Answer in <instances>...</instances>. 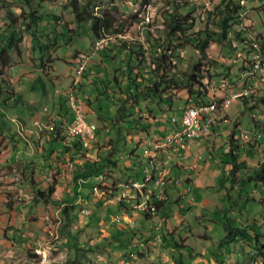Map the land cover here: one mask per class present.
<instances>
[{"label":"rangeland","instance_id":"374dc122","mask_svg":"<svg viewBox=\"0 0 264 264\" xmlns=\"http://www.w3.org/2000/svg\"><path fill=\"white\" fill-rule=\"evenodd\" d=\"M167 1L168 0H78L79 4L86 3L87 10L89 11H106L118 19L129 18L135 15L136 19H134V22L127 26L125 32L128 35H126L124 39L127 41H133L134 39L143 41L145 42L144 46L146 45L145 30L149 29L152 36H156V29L159 28L157 18H159L161 11L166 9ZM210 1L211 0H181L182 3H189L188 5L182 6L181 11L185 12L190 10L189 13L195 18L193 28H197L199 25L198 16L205 18V9L210 6ZM246 1L247 8H245L244 12L246 14L245 22L252 23L254 26H259L262 23L258 20L259 17L256 10L250 7V3L253 1L254 4H258L262 0ZM43 6L48 11L55 12L57 15L58 19L55 25L57 28L65 24L69 31L67 34L65 32L67 29L63 26L62 30L66 35L59 34V32L54 30L53 24L46 23L48 20L44 17L43 22L37 25L39 29V38L43 40L45 39V35H48L53 38L56 46L48 47L47 52H41L40 56L38 48L33 44L30 35L24 33L18 45L19 50L17 52L10 50L11 57L6 71L11 75L14 87H17V90H19L22 100L25 102L29 101L36 105L34 106V110L24 109L20 106L17 108L11 106L6 108V112L1 111L0 118L5 125L9 124L12 128L15 127V124L10 121L11 117L15 116L22 126L29 127V119L19 117L32 116L45 105L48 109L46 108L47 110L45 109V111H42L43 113H40L47 117L50 114L49 112L53 102V98L51 97L53 93L52 90H54L55 87L58 91L57 93L63 94L66 87H69V83L72 84L73 79L75 80L74 76L76 75V69L83 60L86 62L85 67L87 72H89L88 68L90 67L97 71H107L110 74L117 65L121 64L118 56L110 59L102 55L104 52L103 46L108 45L111 47L113 38L110 37L108 41L102 40L98 47L95 48L94 42L90 38L88 31L89 23H82L80 24V28H78L79 25L74 20L68 0H49L46 1ZM262 8L263 6L261 5L258 7L260 14L263 12ZM27 9V5L22 0H0V32L3 28L2 25L6 10L18 14ZM106 53L112 55L113 50L106 51ZM220 53H222L220 46L210 41L206 48L207 59L202 58L201 65L204 64L203 66L205 67L206 64H209L210 59H208V57H217L224 62V65L228 66V74L225 75L229 77L230 87H225L226 91L230 92L232 90V92L238 93L239 90L247 89L249 93V85L242 86L247 77H245V75H239L236 78V64L229 61V59L234 56L228 54V52L222 53L223 55ZM178 55L181 57L179 61L182 62L180 67L185 70L189 68L190 63L199 60V52L191 46L181 47ZM39 56L40 61L38 59ZM100 58L102 59L101 62L99 61ZM210 70L212 71L213 68ZM93 75H96V77H94L95 79L104 80L105 83L107 82V86H110L108 82L110 75H108V77H103L102 74L99 75L96 73ZM213 77L217 80L222 78L223 75L215 73ZM37 78L43 80L46 85V92L44 90L42 91L41 84ZM80 80L81 84L78 85V88L80 91L82 90V92L76 90V93L79 94L84 101L86 100L88 104V106L87 104L85 105L86 117L91 120L92 115L89 113H94L92 120L96 122L98 127V129L94 131V137H92L90 141V144L93 142L94 147H89L84 155L88 158L96 159L101 148L106 147L107 141L112 139L117 140V151H115V155H118L119 152L128 155L134 148V145H137L138 147L134 149L136 150V154L146 159L148 151H151L153 146L146 142L138 144L136 141L132 140L127 133L129 129L126 128V123H120L118 125L111 123V120L117 114L116 105L109 95L111 92H102L101 95L98 96L95 90L93 97L90 95L88 98L89 93L86 96L83 91L84 89L88 90V88H85V85H87V87L91 85L92 87L93 82H85L81 75ZM233 81H236V86H233ZM255 85H258L257 94H262L264 92L262 85L257 83ZM176 92L177 91H175L174 94ZM112 95L114 98L115 96L118 98L120 97V93L118 92H114ZM87 98L89 99V103ZM118 103L119 101L116 102V104ZM224 107L220 110L224 109ZM223 111L224 112L219 115L218 119L214 121L216 125L215 131L218 134L216 145L211 151L214 157L221 149L219 147L221 144V142H219L220 139L226 136L236 120L238 123L240 122L238 130L235 132L237 136L241 130L250 127L248 121L249 111L243 110L236 96H233L231 103L226 107V110ZM138 112L148 117L151 115L144 107L138 108ZM29 122L32 124L31 118ZM33 126H40L38 128L40 130L38 131L39 135H42V133L44 134L45 130L48 129L47 126L45 127V125L43 126L41 124H35ZM106 127H108V129H106ZM119 130L124 133V137L118 135ZM213 136L214 133L211 134L209 141L205 138L195 139L204 144V149L202 150L201 157L197 156L199 163L197 162V167L193 170L195 171L193 173L196 175L198 174V177L202 179L214 174L213 177L207 178L211 181L209 180V183L204 182V184L200 185H198L196 181L191 183V188L189 191L184 192V197H178V193L174 195V200L178 198L177 202H179L180 205H177L173 201L174 204L170 205V208L164 209L163 212H159V214L154 217L143 218V216L137 213L136 209L132 208L131 200L125 198L122 200L124 207H121V211L115 212L118 202L114 201V199L116 200V192L113 195H107L106 199L102 201L99 200L98 198L103 195V190L96 184L99 183L100 186L105 187L107 191H111L110 188L113 186L112 181H114L116 177H119L118 173L114 174L113 172L106 171L97 178H95L96 175L92 178L96 180L93 184L98 187V191L95 194L92 191L93 184L89 186V181L91 182L90 179L82 185V191L85 193L88 190V195H86L85 198H76L77 200L74 201L75 203L71 204V207L74 210L77 209V211H75L77 213L79 211L88 212V215L82 217L81 221L77 220L75 223L70 224L63 213V207L67 206V203H70V199L74 195L77 196V192L74 185L76 183H74L71 172L72 168L70 166L68 168V165L65 166L62 173L59 174L60 182L56 184V187L54 186L55 190L53 186L46 185L47 187L40 191L43 194L42 196H39L37 192L32 194V196L25 192H16L13 193V195L6 196L5 205L9 208L12 207L14 201H26L29 203L31 200L34 201V203L39 202L44 205V209H47V217L42 216V219L45 221L42 227H34V225L32 227L25 223L23 226H17L18 229L14 228L16 230H11L9 233L7 232V235L11 237L13 234L18 233V231L27 229L25 233L32 232L35 235L30 233V240H24L26 239L24 238V241H22L24 244L23 246L17 244L15 239L12 241L8 240V247L15 248L16 250L13 249L15 251L14 256H10L8 250H6V253L3 255H0V264H26L27 260L37 257L40 253H44L45 257L42 259L40 258L41 255H39L37 257L39 260H33V264H177L175 259L171 257L172 251L174 255L181 256V260L184 264H208V261L213 262L210 251L211 248L215 247L224 233L222 224L226 215L230 216L234 219V222L238 224L239 221H250L251 218L257 219L258 221L262 220L261 214L264 212L258 201L247 200L249 195L245 194L250 192V196L254 195L255 197L263 195L264 193L263 190L260 189V186H257V191L252 193L251 190L254 188L252 182L245 181V183L241 184V182L238 181L235 183V178L232 177L230 182V178L225 176L222 167L216 163L213 157L208 156V151L205 146H209ZM31 139L35 147H37L38 138L34 137ZM88 145L89 144L84 146ZM22 146L24 147V145ZM257 148L259 149H257L256 152L254 151L249 154L246 153V150H244V152L240 150L241 152H239L238 160L243 161L244 167H242L243 169L241 170L243 173H245L246 170H251L258 162L263 160V155H261L259 151L260 147ZM42 157L43 154L34 155V159L39 166L42 163ZM66 157L68 159V155ZM126 159V157L125 159H118V164L124 165ZM204 163L208 164L207 169L203 168ZM164 164L167 167H171L170 160H166ZM158 165L160 166V164ZM170 171L174 175L181 172L174 168L170 169ZM38 172L39 169H37V173ZM139 177H141V173H139ZM188 185L190 186V184ZM71 186H74V188ZM182 186L183 185L180 184L179 188H183ZM185 186L187 185H184V188ZM147 187H150V183L147 184ZM50 188L52 191H49L51 193L47 196L46 193ZM129 192H134V190L131 189ZM226 192L230 197L225 195ZM37 195L40 198L37 197ZM47 202H51L49 204L50 208L46 207ZM218 208H220V211L218 213L214 212V210ZM32 209L33 207H29L30 212ZM56 209L57 212L55 213ZM31 218H34V216ZM156 225H158L157 229L154 228ZM130 227L133 229L137 228L138 232L137 237L132 235V239L130 238V240H127V244H135L136 246L133 248L132 245L129 249H123L125 253L122 254L121 249L126 247L125 240L127 239L126 237V239L124 238V230L126 232ZM8 228L10 229V227ZM256 229L259 233L264 234V229L258 227H256ZM167 230H172L178 244H187L190 246L191 250L185 247L172 249L171 242L173 238L170 234H166L167 238L166 241H164V233H166ZM69 232H78V237L75 242H71V238L68 236ZM111 233L116 235V238L112 237ZM160 233H163L161 238L159 235ZM2 234L3 230L0 229V240H3ZM102 237L105 238V240H99V238ZM94 238H98V243L88 245V243L94 242L92 241ZM74 243L82 250V253L78 254L77 257L74 256ZM98 244L101 245L98 246ZM37 246L39 249L41 248L43 252L35 253L34 247ZM90 246L93 247L89 251L87 248H91ZM245 246L246 244L241 239L230 243L227 249L228 253L226 254L225 264H260V261L264 263V258L260 257H257L254 262H250L249 257L242 250V247ZM3 247L4 244L2 243L0 249ZM245 249H247V247H245Z\"/></svg>","mask_w":264,"mask_h":264},{"label":"trees","instance_id":"16d2710c","mask_svg":"<svg viewBox=\"0 0 264 264\" xmlns=\"http://www.w3.org/2000/svg\"><path fill=\"white\" fill-rule=\"evenodd\" d=\"M22 1L27 5L28 9L18 14L6 10L2 25L3 28L0 32V107L4 112H6V108L11 106L14 108L20 106L28 110L35 109L34 105L22 100L21 94L14 88L11 75L6 71L11 57L10 50L15 52L19 50L18 45L24 33L30 35L33 44L38 48L40 56L41 52H47L48 47L56 46L53 38L48 35H45V39L43 40L39 38V29L37 25L43 22L44 17L48 20L46 23L53 24L54 30L59 32V34L66 35L69 31L65 24H62L61 27L59 26L58 28L55 26L58 19L57 15L55 12L48 11L43 6V4L49 0ZM68 4L73 13L75 22L79 25L78 28H80V24L82 23H89L88 31L93 41L99 39L108 41L110 37L113 38L111 47L104 45V52L102 53L103 56L110 59L118 56L121 61V64L117 65L110 74L107 71L103 72V77H108V75H110L108 79L110 86H107V82L105 83L104 80H96L95 78L94 80L91 78L94 73L98 74L100 72L95 71L94 68L87 67L89 70V72H87L85 67L81 72V77H83V79L87 77L93 79L98 96L101 95L102 92H111L109 95L113 99L117 111L111 123L114 125L126 123V128L130 130L143 129L146 131L151 126L153 120L161 121L163 119L164 122L172 124L173 128H176L179 125L178 118L181 111L186 106L197 105L199 103L208 104L210 102L211 111L217 113V110L222 108L224 97L228 92L225 88L217 87H219L222 80H226V84L223 87H230L229 77L225 75L228 74V66L224 65V62L217 57H208L210 62L204 67V64L201 65V59H207L206 48L210 41L217 43L222 53L228 52V54L233 55L234 57L230 58L229 61L236 64V78L239 75H245L247 79L242 86L249 85L250 87L248 94L237 95L236 99H239L243 110L249 111L248 121L250 127H258L261 129V138L247 141L242 139L241 141V137L237 136L235 133L236 130H238V125H240V122L238 123L236 120L226 136L221 140L219 146L221 149L215 157L211 153L214 148L213 144L205 146V148L208 151V156L213 157L222 167L225 176L230 178V182L232 178H235V183L239 181L243 184L245 181H249L252 182L254 187L251 190L252 193L257 191V186H260V189L263 190L264 193V92L262 94H257L258 85L254 84V82L257 81V84H261L264 89V81L257 80L260 78L261 73H264V0L260 1L258 4H254L253 1L250 3V7L256 10L259 17L258 20L262 23L259 26H254L252 23L245 22L246 14L243 11L247 8L246 0H211L210 6L205 9V18L197 17L199 19L197 28H193L195 18L189 13L190 10L185 12L181 11V7L188 5V2L182 3L181 0H168L166 2V9L162 10L159 18H157L159 28L156 29V36H152L149 29L145 30V46V42L143 41L137 39L127 41L124 39L126 35H128L125 32L127 26L134 22V19H136L135 15L129 18L118 19L106 11H89L87 10V4H79L78 0H68ZM260 5L263 6V12L261 14L258 9ZM63 26L67 29L65 30L66 33L62 30ZM183 46H191L199 52V60L190 63L189 68L186 70L180 67L182 62L179 61L181 57L178 55L179 50ZM112 50V55L106 53V51ZM254 55H257L258 58L254 59ZM212 68L213 70L211 71L210 69ZM215 73H220L223 77L216 80L213 77ZM37 80L41 84L42 91H45L46 88L43 80L41 78H37ZM80 81L81 80L76 84L77 86L71 85V89L74 92L79 90L78 85L81 84ZM96 83L98 85H96ZM232 84L233 86L237 85L236 81H233ZM216 88L217 90L213 96L212 91ZM175 91L179 92L174 94ZM114 92L120 93V97L118 98L115 96L114 98L112 95ZM87 101L89 103L88 98ZM117 101H119L118 104H116ZM86 104L87 102L85 100V105ZM140 107H144L151 115L148 117L138 112V108L140 109ZM154 112L157 113L154 114ZM172 117H174V120L171 119ZM213 132L214 129L212 128L210 134ZM118 135L124 137V133L120 130L118 131ZM208 136L204 138L207 139ZM41 137L43 140H46L49 145H52L53 142H57L61 149L58 153L62 154L64 152H69L67 154V161L71 162V172L74 183H76L75 185H82L90 179L91 182L89 181V186H91L93 182H96L95 179H92L94 175H101L106 171L113 172L114 174L122 172L121 165L118 164V159L121 158H119V155L114 154L115 151H117V140H108L107 146L101 148L102 153L97 154L96 159H92L84 155L89 147L84 146L79 138L67 134L66 125L64 123H53L50 128L45 130L44 134L42 133ZM257 147H260L259 151L261 155H263V160L258 162L251 170L247 171L245 169L246 172L243 173L241 171L243 169L242 167H244L243 161L238 160L239 152H241L240 150H243V152L246 150V153L249 154L254 151L256 152V150L259 149ZM49 148H47V150ZM134 148L128 153V158L134 156ZM180 162L181 160L179 159L175 161L170 169L174 168L181 171ZM134 165L136 169L133 166L131 171H136L135 177L130 174H125L127 180L134 178L142 179L145 175L144 173L140 178L139 173H141V165L138 163ZM16 169H18V167H16ZM170 169L169 173L171 175ZM169 173L165 185L169 183V187L177 189L178 197H184V185L187 184H185V182L190 180L188 174L184 173L186 177H184L181 182L183 188H179V185L170 184L172 176H169ZM126 179L124 178V180ZM115 180L112 181L113 186L110 188L111 191H107L106 188L100 186L99 183L96 184L103 190V195L98 198L99 200L102 201L106 199L107 195H113L115 192L117 193L119 191L120 182L123 181L122 177H116ZM130 187L134 189V187ZM143 189L147 190V187ZM49 191H52V189L50 188V190H48L46 193L47 196L51 193ZM135 191L138 197L136 188ZM36 192L39 196L43 195L40 190ZM76 192L77 196L74 195L70 199V203H67V206L63 207V213L70 224L75 223L77 220L81 221L82 217L88 215V212L79 211L77 213L75 212L77 209L74 210L71 207V204L75 203L74 201L77 200L76 198H85V196L88 195V190L85 193L77 190ZM245 194L249 195L247 200L258 201L264 210V194L258 197L254 195L250 196V192ZM38 195L37 197H39ZM149 195L150 200L154 202L156 213L151 215L148 210H137V213L143 216V218L156 216L159 212H163L164 209L170 208V205L174 204L173 201L177 205H180L179 202H177L178 198L174 200V197H172L167 190L165 198L161 200H156L150 191ZM225 195L230 197L227 192ZM130 199L136 200L137 198L130 197ZM121 207H124L123 201H118L115 212L121 211ZM219 211L220 208L214 210V212L217 213ZM261 215L262 220L258 221L257 219L249 218L250 221H239L238 224L234 222V219L226 215L222 224L224 233L215 247L211 248L210 253L213 262L208 261V264H225L229 244L240 239L246 244L245 247H247V249L242 247V250L249 257L250 262H254L257 257L264 258V234L259 233L256 229V227L264 229V212ZM132 227L126 230V232L124 230L123 235L124 238L126 237L127 239L125 238L126 247L120 248L122 254L125 253L123 249H129L132 245L133 248L136 246L135 244H127V240H130V238L132 239V235L137 237L138 230ZM167 233L173 238L171 242L172 249L185 247L191 250L190 246L187 244H178L176 242L172 230H167L166 233H164V241H166ZM159 235L161 238L163 233ZM68 236L71 238V242H75L78 237V232H69ZM111 236L116 238V235L113 233H111ZM97 240L98 238H94L92 240L94 242L88 243V245L97 244ZM99 240H105V238L102 237L99 238ZM100 245L101 244H98V246ZM90 247L91 248H87L89 251L93 246ZM73 248L75 249V257L82 253V250L78 248L75 243ZM171 257L175 259L177 264H184L181 260V256L174 255L173 251ZM29 261L32 262L33 260L30 259ZM260 264H264L263 261H260Z\"/></svg>","mask_w":264,"mask_h":264},{"label":"crops","instance_id":"0c3cea01","mask_svg":"<svg viewBox=\"0 0 264 264\" xmlns=\"http://www.w3.org/2000/svg\"><path fill=\"white\" fill-rule=\"evenodd\" d=\"M101 60L102 59L100 58V61ZM95 71H97V70L95 69ZM98 74L103 75V72L100 71V73H98ZM94 77H96V75L91 76V78H93V79H94ZM91 78L88 79V77H87L84 80H85V82H90V81L93 82V79H91ZM96 80H100V79H96ZM77 83L78 82L74 81V79H73L72 84L69 83V87H66L65 91L66 90H72L71 85L77 86L76 85ZM80 83H81V81H80ZM96 85H98V84L96 83ZM94 87H95L94 82L92 84V87H91V85H88V87H87V85H85V88H88V90L84 89L83 92H84V94H86V96L89 93L88 98L90 97V95L93 97L94 91H95ZM45 88H46V85H45ZM67 88H69V89H67ZM15 90L19 92V90H17V87L15 88ZM46 91L47 90L45 89V92ZM52 91H53V93L51 94V97L53 98L52 99L53 104H52V107H51L50 112H49L50 114L47 117H45L43 114L40 113L43 110L45 111V109L47 108L46 105L42 106L43 110L41 109L40 111L38 110L35 113L33 112L34 114L32 116H30V115H28L27 117H19L18 116L19 118L29 119V121L31 118L32 124L28 121V124H30L29 127L22 126L20 121L18 119H16L15 116L11 117V120H10L12 123L15 124L14 128L10 127L9 124L5 125L4 122L2 121V119L0 118V229L3 230V234H2L3 240H0V245L3 243L4 247H5V248L3 247L0 249V255H3L4 253H6V250H8L10 252V256H14V253H15L14 250H16V249L12 248V247H8V240L12 241L13 239H15L17 244H21L23 246L24 244L22 241L30 240L29 234L30 233L33 234L32 232L25 233V232H27V229H25L23 231H18V233L13 234L11 237H9L7 234L9 232H11V230H16V229H18L17 226H23V224H25V223L27 225H31L32 227H33V225H34V227H42V225L45 224V221L42 218L47 217V214H46L47 209H44V205L40 204L39 202L34 203V201H31V200L29 201V203H27L26 201H24V202L14 201V204L12 205V207L9 208L5 205L6 196L13 195V193H16V192L17 193L25 192L26 194H29L32 196V194H35L37 190L42 191L43 189H45L47 187L46 185L56 187V184H58L60 182L59 181L60 180L59 174L62 173L63 168L67 165H68L67 166L68 168H69V166L71 167V162L67 161V157H66L69 152L68 153L64 152L62 154L58 153V151L61 150L59 148L58 143L53 142L52 145H49L46 142V140H43V138L41 137L42 135L38 134V131H40L38 128L40 126H37V127L33 126L35 124H41L43 126L45 125V127L47 126L48 128H50V126L53 123H59V124L64 123L65 125H67L71 121L72 114H71V111L68 107V103L66 100L67 94H65V92H63V94L57 93L58 91L55 87H54V90H52ZM79 91H80V89H79ZM80 92H82V90ZM75 93H76V91H75ZM231 101H232V99H231ZM231 101H230V103H231ZM28 103L36 106L34 103H31L29 101H28ZM228 105H226L224 107V109H222V110H217V113H223L224 112L223 110H226V107ZM0 111H2L1 107H0ZM211 113H213V111H211V106H210V109H207L206 111H204L202 113L201 117L202 118L203 117H212ZM89 114L92 115V118L94 117V113H89ZM154 114H156V112H154ZM44 117H45V119H44ZM166 117H167V115H166ZM92 118H91V120H92ZM214 119H218V118H214ZM214 119H212V125H213V123H215ZM92 121H94V120H92ZM172 128H173L172 124L164 122V119H163L161 121L153 120L151 126L146 131L143 129H133V130L129 129L127 131L128 135L131 137L132 140L136 141V143L141 144L144 142H149L148 144H151L153 146V149L151 151H148V156L146 159L143 156L136 154V150H135L134 156H132L131 158H128L126 153L124 154L123 152H119V154H118L119 158L124 156L121 159H125V157L127 158L125 161V164L124 165L121 164V166H120L122 169V172L118 173L119 177L120 176L122 177V180H124V178L126 179L125 174H130L133 177H135L136 171L135 170L131 171V168L134 166V168L136 169V166L134 164H137V163L141 165L140 166L141 175L143 176V174L145 173L144 177L141 179L142 188H146L147 184L150 183V187H147V190H141V196H143V197H141L142 200L150 199L149 191L151 192V189H152V180L151 179L147 180V177L151 176V175H153V177H159L162 175V165H165L164 162L167 160V158L165 157V150H169V149H166L163 147L162 148L159 147L158 149H155V146L153 145L152 142H150V140L157 139V136H161L166 131L171 130ZM212 128L214 129V132H213L214 136L212 137V142L209 145L213 144L215 146L216 140H217V135H218L215 131L216 125L214 124L212 126ZM106 129H108V127H106ZM13 132H15V133H13ZM8 133H10V134H8ZM94 134L89 139V143H88L89 145L87 147H92V146L94 147L93 142H92V144H90V141H91L92 137H94ZM34 137L38 138V143H37L38 146L37 147H35L32 139H31ZM210 137H211V134L208 136L207 139L206 138L205 139L209 140ZM223 138H221L219 142H221V140ZM195 139H199V137H194V138L188 139L189 142L187 143L186 148H185L186 156L180 162L181 172L188 174L190 179H191V182H190V180L188 182L187 181L185 182V184L187 183L186 184L187 186H189L188 184L194 183L195 181L197 182L198 185L204 184V182L209 183L210 179H207V178L213 177V175H214V174H212L210 176H206L205 179H207V180H205V179L199 178L198 174L196 175L195 173H193V172H195L193 170L197 167V164L199 163V160H197V156L201 157L202 150L204 149L203 148L204 144H202L200 141L195 140ZM94 140H95V138H94ZM22 145H24V147ZM49 146H50V148H49ZM134 146H135L134 149H136L138 147L137 145H134ZM47 148H49L50 151H49V149L47 150ZM101 150L99 151L98 154L102 153ZM35 154H43V157L41 158L42 163L40 166L38 165V163L34 159ZM176 158L177 157H174L170 160L171 165H173L174 162L178 160ZM158 164H160V166ZM16 167H18V169H16ZM168 168L170 169V167H168ZM203 168L207 169L208 164L204 163ZM37 169H39L38 173H37ZM169 169L166 170V172L163 174V175H165V184H166V180L168 178ZM215 171H217V170H215ZM3 172L9 173L6 178H2L1 175ZM14 172L18 173V178L16 180H14V179H12V177H10V174H12ZM98 176L99 175L95 176V178H97ZM169 176H172V178H171V180H172L177 175H174L171 172V175L169 173ZM130 182H133V179L124 180V181L120 182L123 184V187L120 186L119 191L116 193V195L120 193L121 188H124L126 190V195H130L131 198L136 197L137 198L136 200H138V197H137L136 191H135L136 187H134V189H132L130 187L131 184H129ZM82 185H75V189L79 192H83L82 191ZM55 187H54V190H55ZM71 187L74 188V186H71ZM93 187H97V186L94 185ZM131 189L134 190V192H129V190H131ZM136 190L138 192V188H136ZM92 191H93V188H92ZM167 192L170 193L172 197H174V195L177 193V189L174 187L168 186ZM154 198H155V196H154ZM149 201H151V200H149ZM50 203L51 202L46 203L47 208H50V206H49ZM29 207H33L31 212L29 211ZM56 212H57V209H56L55 213ZM33 216H34V218H31ZM8 227H10V229ZM14 228H16V229H14ZM33 235H35V234H33ZM24 238H26V239H24ZM42 257H45L44 253H43ZM26 264H33V263L30 262L29 260H27Z\"/></svg>","mask_w":264,"mask_h":264},{"label":"built area","instance_id":"2783aa9c","mask_svg":"<svg viewBox=\"0 0 264 264\" xmlns=\"http://www.w3.org/2000/svg\"><path fill=\"white\" fill-rule=\"evenodd\" d=\"M245 12V10L243 11ZM99 44L94 45L95 48L98 47ZM254 59H257L258 56L254 55ZM86 62L83 60L81 62L77 69L76 72H79L80 67H85ZM264 78L263 73H261L260 78L257 80H262ZM257 81L254 82L256 84ZM217 88H225L222 86V81ZM214 89L212 91L213 96L215 95V91L217 90ZM65 94H67V103L69 106V109L72 114L71 121L66 125V133L75 136L81 140V142L84 144V142L88 139L91 138L93 135L94 131L97 129V125L94 121L88 119L86 117L85 113V101L84 99L75 93L73 90H66L64 91ZM227 94L230 96L235 95V94H244V91L239 90L237 92H227ZM213 100V99H212ZM211 100V101H212ZM200 104V112L202 113L203 109H210V102L208 104L204 103H199ZM77 108H84V117H77ZM192 111H193V105L186 106L182 111L181 114L178 118L179 120V125L176 128H172L171 130L166 131L164 134L161 136H157V144H153L155 146V149L159 148V143L164 142L165 139H172V147H170L169 150H165V157L167 160H171L173 157H177L179 160H183L184 157L186 156L185 154V148L188 141V134L190 133H197L199 134V139H202L206 136H208L211 131H212V119L218 118L221 113H212V117H203L204 121V128L203 129H196L195 124L192 123ZM174 120V117L171 118ZM259 131H261L260 128L258 127H250L246 128L244 130H241L239 135L242 139H259ZM149 143V142H146ZM122 156L121 158H123ZM169 168L166 165H162V175L161 177H153L154 181V195L156 200L159 198H165L166 196V190L168 185H162V176L168 170ZM8 172H3L2 173V178H6L8 176ZM181 176H185L184 173H179L177 174L176 177H174L171 180V184L175 185H180L181 184ZM10 177L12 179H17L18 178V173H12L10 174ZM188 178L190 179L189 175ZM191 182V179H190ZM129 184H136L138 188V200H131L130 195H125L124 192H121V195H116V200L114 201H122L124 198L127 200H131V206L132 208L135 209V206H143L144 203L143 200L141 199V190H144L141 185V179L134 178L133 182H130ZM191 188L190 186H185L183 193L185 191H189ZM150 210V214L153 215V209H155V206L152 207H146ZM155 229L158 228V225L154 227ZM39 252H43L41 248L39 249ZM32 260H35V258H31Z\"/></svg>","mask_w":264,"mask_h":264},{"label":"bare ground","instance_id":"6f19581e","mask_svg":"<svg viewBox=\"0 0 264 264\" xmlns=\"http://www.w3.org/2000/svg\"><path fill=\"white\" fill-rule=\"evenodd\" d=\"M94 45L96 44H100L102 42V39H99V40H94ZM85 67H80L79 68V72H76V75L74 76L75 80L74 81H79L80 79V75H81V72L82 70L84 69ZM75 74V73H74ZM263 76H264V73H263ZM262 81H264V78H262ZM221 83V82H220ZM226 84V80H222V86H225ZM241 91H244V94L243 95H246L248 94V90L247 89H244V90H241ZM237 95H240V94H235V95H232L229 97V95H227L226 97H224V100H223V103H222V107H224L225 105H227L228 103H230L231 99L233 96H237ZM207 109H203L202 110V113L204 111H206ZM202 113L200 112V104H197V105H193V111H192V123L195 124V128L196 129H203L204 128V121H203V118L201 117L202 116ZM77 117H84V108H77ZM199 134L197 133H190L188 134V139L190 138H194V137H198ZM261 137V131H259V138ZM89 139L88 138L83 145H87L89 143ZM244 141H247V140H252V139H243ZM255 140V139H254ZM150 142H152L153 144H157V139H154V140H150ZM159 147H163V148H166V149H170V147H172V139H165L164 142H160L159 143ZM2 176V175H1ZM161 177V176H159ZM176 177V176H175ZM185 176H181V182L183 181ZM152 180V194L154 195V181H153V175L151 176H148L147 177V180ZM16 180V179H14ZM165 184V175L162 176V185ZM142 185V184H141ZM120 186L123 187V184L120 183ZM132 187H136L137 188V185L136 184H131ZM98 191V188L97 187H93V193L95 194L96 192ZM121 192H124L125 195H126V190L124 188H121L120 189V193L117 194V195H121ZM21 195V194H20ZM23 195V194H22ZM99 195V193H98ZM155 196V195H154ZM163 198H159L158 200H161ZM150 199H145L143 200V203H144V207L143 206H135V209L136 210H148V212H150V210L146 207H152L154 206V202H151L149 201ZM155 213V209H153V214ZM40 245V244H39ZM34 251L35 253H38L39 252V247H34ZM39 255H41L40 258L43 259L42 255L43 253H40ZM37 255V257L39 256ZM35 257V260H39V258Z\"/></svg>","mask_w":264,"mask_h":264}]
</instances>
